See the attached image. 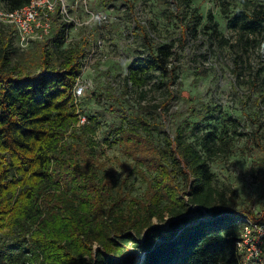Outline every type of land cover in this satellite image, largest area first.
<instances>
[{
	"label": "trees",
	"instance_id": "obj_1",
	"mask_svg": "<svg viewBox=\"0 0 264 264\" xmlns=\"http://www.w3.org/2000/svg\"><path fill=\"white\" fill-rule=\"evenodd\" d=\"M31 1L0 0V6L12 13ZM224 2L219 18L239 33L237 45L260 48L264 1L249 6L240 0L243 6L235 9ZM172 3L168 17L179 23L183 39L205 28L211 43L227 44L210 10L203 12L194 0ZM58 14L36 57L23 55L16 31L0 23V264H256L241 246L245 220L260 219L228 207L209 166L244 134L229 114L220 128L213 127L218 112L195 110L192 98L184 100L196 121L184 120L173 137L141 111L109 108L114 143L146 171H139L146 183L143 198L125 196L127 205L115 209L114 178L98 171L104 151L95 142L96 121L87 117L77 124L83 115L74 87L85 48L66 45L73 24L59 23ZM141 30L147 52L128 67L123 95L134 91L144 99L147 86L163 87L168 94L152 106L157 110L173 98L175 46L152 44L146 28ZM234 63L237 68V58ZM257 140L255 132L251 141L264 151Z\"/></svg>",
	"mask_w": 264,
	"mask_h": 264
},
{
	"label": "rangeland",
	"instance_id": "obj_2",
	"mask_svg": "<svg viewBox=\"0 0 264 264\" xmlns=\"http://www.w3.org/2000/svg\"><path fill=\"white\" fill-rule=\"evenodd\" d=\"M172 1L58 0L54 11L47 17L37 6L33 35L43 38L32 39L23 55L37 56L35 52L40 44L51 37L52 15L58 11V22H64L60 14L64 7L73 24L66 45L72 49L85 48L86 54L82 60L85 71L81 77L86 85V95L80 99L79 112L87 120V117H93L96 121L95 142L99 150L104 151L98 171L114 178L113 196L119 200L117 210L127 205L125 196L134 200L143 198L146 183L139 171H146L138 168L125 156L123 147L114 143L111 106L124 107L134 115L141 111L144 117L150 116L160 123L166 134L172 137L184 120L196 121L184 98H192L195 110L207 106L211 111H217L215 121H212L215 128H220L225 114L233 116L239 122L235 127L237 133L244 135L235 138L229 151L209 160V166L214 175V187L222 193L228 207L260 219L259 223L250 221L249 251L246 247L245 256L246 260L264 264V151L251 141V136L257 132V143L264 146V36L257 38L260 48L254 46L244 50L242 45H237L239 33L228 30L219 18L222 0H194L203 12H212L227 44L217 40L211 43L205 28L198 29L197 36L188 31L183 39L179 23L168 17L174 8ZM224 1L230 9L243 6L240 0ZM260 1L264 0H249L248 5ZM96 13L104 16L100 22L91 18ZM0 23L6 31L11 30ZM45 25L49 26L46 35L43 34ZM141 27L146 28L152 44L172 42L175 46L172 65L177 77L169 86L173 98L157 110L152 106L161 104L168 94L163 87L147 86L144 99L134 91L123 95V79L128 67L147 52ZM236 58L239 61L237 68ZM203 129L208 128L204 125ZM63 186L61 183V188ZM252 240L258 241V245H252Z\"/></svg>",
	"mask_w": 264,
	"mask_h": 264
},
{
	"label": "built area",
	"instance_id": "obj_3",
	"mask_svg": "<svg viewBox=\"0 0 264 264\" xmlns=\"http://www.w3.org/2000/svg\"><path fill=\"white\" fill-rule=\"evenodd\" d=\"M56 1L58 0H32L29 6L21 10H18L12 13H5L1 11L0 21L5 25L12 26L15 29L16 34H17L18 45L21 48H27L32 39H42L43 38V36H40V35L38 36L33 35L32 24L35 23L37 19V6H38V10L41 9L42 13L47 17L48 16L47 14H50L54 11L55 9L54 4H56ZM61 13H62V17L64 18V19L62 18L63 21L67 23H71V21L69 20L67 16V11L64 7L60 10V14ZM91 18L94 21L100 22L104 18V16L100 13H96V14H92ZM48 31H49V26L45 25L43 34L45 35L48 34ZM84 71H85V67L82 66L81 75L78 78L76 85L74 87V96L77 100L82 98L84 91H85L86 85L81 79ZM86 122L87 121L84 116H79V124H85ZM245 222L248 223V226L245 229L244 241H243V245L241 246V249H243L244 252L246 251L245 249L248 248V241H249V235H250V231H249L250 222L247 220H245ZM261 239L262 238L259 239V242H261ZM259 242L253 241L254 244L252 245L257 246ZM247 250L249 251V248Z\"/></svg>",
	"mask_w": 264,
	"mask_h": 264
}]
</instances>
